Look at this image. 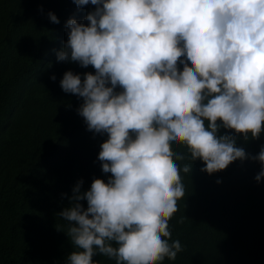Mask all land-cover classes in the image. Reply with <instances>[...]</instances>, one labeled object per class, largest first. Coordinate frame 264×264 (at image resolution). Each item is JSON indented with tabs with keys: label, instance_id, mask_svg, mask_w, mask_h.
Segmentation results:
<instances>
[{
	"label": "clouds",
	"instance_id": "1",
	"mask_svg": "<svg viewBox=\"0 0 264 264\" xmlns=\"http://www.w3.org/2000/svg\"><path fill=\"white\" fill-rule=\"evenodd\" d=\"M73 2L95 7L88 23L66 21L56 58L95 71L82 79L68 70L60 86L82 98L77 112L87 130L106 134L97 159L111 175L83 192L79 180L58 213L73 248L66 264H98L97 255L116 264L175 260L183 246L171 238L172 218H187L190 233L204 237L192 211L201 171L251 159L261 165L255 180L264 178V145L254 156L237 146L238 136L264 132V0Z\"/></svg>",
	"mask_w": 264,
	"mask_h": 264
},
{
	"label": "trees",
	"instance_id": "2",
	"mask_svg": "<svg viewBox=\"0 0 264 264\" xmlns=\"http://www.w3.org/2000/svg\"><path fill=\"white\" fill-rule=\"evenodd\" d=\"M94 7L78 9L73 0H0V264H66L73 248L68 222L58 213L70 205L79 180L83 192L94 178L107 181L111 175L97 159L106 134L87 130L77 112L82 98L60 86L68 70L83 79L95 69L56 58L68 39L66 21L88 23L85 16ZM262 145L264 132L259 139L237 138L252 156ZM260 170L258 161L246 159L213 174L201 171L192 211L204 237L190 233L187 218H172L171 238L183 251L162 264H264V178L255 180ZM181 175L191 198L187 174ZM81 203L87 207L86 200ZM225 228L230 237L219 235ZM94 260L116 264L102 255Z\"/></svg>",
	"mask_w": 264,
	"mask_h": 264
}]
</instances>
